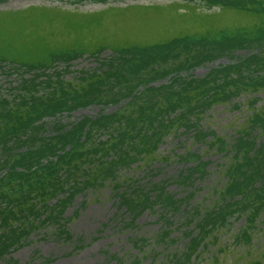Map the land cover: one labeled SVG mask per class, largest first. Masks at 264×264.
<instances>
[{
	"label": "rangeland",
	"instance_id": "rangeland-1",
	"mask_svg": "<svg viewBox=\"0 0 264 264\" xmlns=\"http://www.w3.org/2000/svg\"><path fill=\"white\" fill-rule=\"evenodd\" d=\"M246 9L264 13V0H0V264H187L191 245L181 240L196 228L204 239L209 236L204 254L209 264H264V166L254 163L257 157L264 161V139L258 143L251 134H237L235 150L223 140L218 147L209 146V139H215L209 129L222 133L221 125L232 119L234 127L254 116L264 128V111L251 113L264 100L247 101L251 96L243 90L239 109L247 114L242 116L227 108L238 98L230 99L229 93L227 100L216 97L220 87L246 85L258 69L264 73V29L250 36L241 32L257 23L240 11ZM208 32L218 36H206ZM186 34L190 37L177 38ZM131 42L150 46L112 49ZM102 44L109 50L95 51ZM67 49L87 53L55 55ZM252 83L264 84V78ZM85 86L90 88L79 93ZM40 88L52 90L50 102L38 99ZM163 93L169 102L174 94L177 106L198 102L192 110L206 114L207 130L194 124L174 138L165 137L160 151L175 163L153 161L152 168L135 172L138 187L121 192L105 180L96 184L90 171L96 168L93 155L104 153L92 151L91 162L82 157L84 149L101 147L115 125L121 137L127 134L125 123L134 122L127 109L131 116L145 110L149 119L154 112L161 116L153 106ZM56 97L65 100L54 101ZM177 106L171 102L166 108L173 112ZM27 110L35 117H22ZM192 110L180 116H193ZM105 116L116 121L102 119L97 125ZM219 116L225 119L216 122ZM88 118L95 128H89ZM85 125L89 130L81 133L80 143L76 138ZM233 150L235 159L245 150L257 156L241 176L236 174L226 196L224 191L214 196L213 186L222 184L220 172ZM58 156L61 160H52ZM30 182H37L46 196H31L32 205L30 192L36 188ZM168 192L180 193V202L193 206L184 212V221L170 210L174 198ZM221 197L225 203L220 204ZM13 201L24 210L11 209ZM199 203L209 207L202 225L190 213L203 212L194 207ZM244 224L239 236L246 245L237 244L232 236ZM217 228L221 238L215 244L210 240ZM173 235L178 237L170 241Z\"/></svg>",
	"mask_w": 264,
	"mask_h": 264
},
{
	"label": "trees",
	"instance_id": "trees-1",
	"mask_svg": "<svg viewBox=\"0 0 264 264\" xmlns=\"http://www.w3.org/2000/svg\"><path fill=\"white\" fill-rule=\"evenodd\" d=\"M223 8L225 9H230L232 8L231 6H224ZM241 12H244L248 17H254L257 20V23L254 24V26H249V27H243L241 28V32L243 34H247L248 36H250V33H255L256 30L258 29H264V13L260 12V11H254L252 9H246V10H240ZM213 13H209V16H211ZM250 32V33H249ZM230 34V33H228ZM189 36V34L186 35H181L178 36L177 38H183ZM206 36H209L211 38L218 36L216 33H210L208 32V34H206ZM190 37V36H189ZM135 42H131V43H127V44H117L115 45L116 47H120V48H112L114 50H119L123 47H133V45H137L138 47L142 46V47H146V46H150V45H142L140 43H136L133 44ZM156 44V43H155ZM153 44V45H155ZM110 47H108V45L106 44H102L98 47V49H96L95 51H102V50H109ZM95 51H90V53L88 55H92ZM74 53H78V54H86L87 50H70L67 49L65 53H57L55 55H67V54H74ZM52 60V59H51ZM49 60V61H51ZM48 61V62H49ZM41 63V62H40ZM38 63V64H40ZM263 71H256V74H252L254 75L253 78H247L245 79L246 81V85L243 83H239L237 85V87H228V88H222L220 87V89L217 91L216 93V97L219 99V101L221 100H227V98L225 97L226 93H229L231 95V98H238L239 95L243 92V90L245 91L244 96H248V94L251 97H247V101H255V102H260L261 100H264V92L262 93L260 90H262V88H264V84H258L257 86H253L251 84L252 81H261L264 78L263 75ZM108 75V74H106ZM237 74H233L232 75V79H236ZM259 78H256L258 77ZM68 82V81H66ZM76 82V81H75ZM74 82V83H75ZM153 87V86H151ZM150 87V88H151ZM90 88V86H85L82 90L79 91V93H84L86 92L88 89ZM164 92V91H162ZM65 93V91H64ZM192 93H194V91H192ZM199 91L195 90V97L196 99H198L199 95H198ZM38 99L40 101L45 100L46 102H50V97L53 96V92L51 89L47 90L45 88H40V92L36 93ZM69 95V94H68ZM152 97V95H150ZM154 96V94H153ZM170 101L175 104V106H177L176 102L177 99L175 98L174 94H170ZM63 97V96H61ZM67 96H65L66 98ZM54 99V97H52ZM61 99L60 97H56L54 101H58V100H65ZM166 100V102H165ZM53 101V102H54ZM156 105H154L153 107H158L159 112L162 114L161 116L158 115V113L154 112L155 115H153L152 113V117L153 120L150 117V114L148 113V110H145L141 113V115L139 116H135L130 114V112L132 110H125V114L127 116V118H131L133 119L134 122L131 123H125L123 129L126 130L125 133L127 132V134H125L123 137H121V135L118 133V131L115 130V127H112L109 129V132L107 134V137L102 139L100 141L99 144H101V147H93L91 149H84V154L82 157H85L87 160H90L92 162V159H90V154L92 151H99L101 153H104V157L101 156H97V154L93 155V161L94 164L96 165V168H94V170H90L93 174L95 173V177L96 180H93L96 184H103V180H105V185L109 184L112 186V188L116 191H121L124 192L126 189H129V187H138L137 183H139V179H138V175L135 172H138L139 170H142L143 167L148 166L149 168H152V162L153 161H160V162H172L175 163L174 160L171 159V156L169 154H164V152L160 151V147L163 145V142L165 141V137H170L172 136V138H174L179 130L182 128V131H188L190 129V127L192 126H196L194 124H198V129H205L207 130L208 127H205L203 125V121L206 120L205 116L206 114L202 117L199 114L196 115L197 111H194L192 109L196 108L198 106V102H192V103H184L180 101L179 106H177V109L173 110V112L168 111L166 107H168L169 105H171V102H169V100L167 99V95L165 93L161 94L160 97L155 98ZM200 102V101H199ZM262 102V101H261ZM200 104V103H199ZM219 104V103H218ZM241 101L238 98V101L233 102V104L227 108H233L232 111L238 110L240 113L243 114H247V111L245 108L242 107L241 108ZM248 108L251 106H247ZM39 107L35 106V109H37ZM41 108V107H40ZM224 108V109H227ZM206 109V108H204ZM214 107L210 106L209 110H213ZM189 110H192L191 114L193 116H180V114L187 112ZM201 110H203L201 108ZM264 111V104L262 102L261 105L257 106L256 109L252 110L251 113L256 112L257 115H261V113ZM26 113H23L21 116L22 117H27L28 115H30L31 117H35V112H33L31 110V112L29 110L25 111ZM177 112V114L175 115L174 113ZM200 112V111H198ZM129 113V114H128ZM147 114V117H144L145 114ZM232 113V112H231ZM51 116V115H50ZM174 116V117H172ZM180 116V117H179ZM213 118L214 115H211ZM234 116V115H233ZM55 117V116H54ZM92 117V116H90ZM198 118L200 119L198 122L196 121H192V122H188V118ZM225 116H219L214 118L216 120V122H221L224 119H222ZM87 118V117H85ZM227 118V117H226ZM239 118V117H238ZM62 119V118H61ZM64 119V118H63ZM106 120V124H111L114 123L116 121L115 118H107V116L100 118L99 121H97V125H100V122H105L104 120ZM156 119V120H155ZM240 119V118H239ZM89 121L92 122V125L89 126V128L93 129L95 128L93 125V123H96L93 121L92 118H88ZM113 120V121H111ZM255 117L252 116L250 121L247 123L246 121L241 124V126L237 125H232V121H227L225 123H223L221 126L224 128H221V126L219 125V127L221 128L222 133L217 132L216 129H209V137H215V139H209V146L211 147H218L217 145L220 144L219 141L223 140L225 147L228 149H232L236 148V145L232 146L234 144V141L237 140V134L241 135V134H251L253 135L254 138H256V140H259L258 143H260V141H262L264 139V128L261 125H258L255 121ZM220 124V123H219ZM196 128V127H195ZM209 128H212L209 126ZM193 129V128H191ZM86 130H89L86 125L84 126V130H82L79 134L78 137L76 138L77 141H79L81 143V139L84 137V135H86ZM84 134L83 137H81L80 135ZM39 135L41 136H45V134L40 133ZM234 137V140L231 138ZM261 138V139H260ZM263 138V139H262ZM135 143V145H133ZM259 145L256 146V148H258ZM87 148V147H86ZM71 147L67 148V150H70ZM249 149V148H248ZM234 150L226 155L228 157V160L225 161L223 163V170L220 172L221 174H223L224 176V180L222 182V184H220V187L213 186V189L215 191L214 196H216V192H220L222 194V191H224V195L226 196V191L229 190V188H231L235 183L236 180L238 179L236 176V174H240L241 176V170H243L245 167L248 168V164L250 163L251 160L254 161V159L256 158V153L254 151H243L242 154L239 155V157L237 159L233 158L232 156H234ZM173 155H175V158H178V153H174ZM171 159V161H168L167 159ZM258 160H255L254 163L255 165H262L264 166V161H262L261 157H257ZM52 160L58 161L61 160V157H55ZM46 162L49 161V158L47 157L45 159ZM42 163V165H46L47 163ZM90 167L93 166V163H89L88 164ZM135 165V166H134ZM86 171H88V167L86 168ZM110 171L109 174H111V176H109L107 179L106 178H102L103 174H106V172ZM262 171L264 172V168H262ZM135 174V175H134ZM62 177H64V180L67 179V175H65L64 173L61 174ZM140 177V176H139ZM30 184L34 185L36 188L35 192H30V197H29V203L32 205V202H34L31 199V196H39L42 198H45L46 196L45 191L41 188H37L36 185H39L37 182H30ZM155 185V184H154ZM113 190V191H114ZM169 193V192H168ZM125 194L129 195V191L125 192ZM178 194V196H176ZM212 195V190H211V194L209 196ZM169 199L174 198V202L173 203H169L170 210L174 213V214H179V217H185L187 218V214L184 213L185 211H189L193 206H189L187 208V202H180L182 200H184V196L181 195L180 193H169L167 194ZM176 196V197H175ZM186 196V193H185ZM213 196V195H212ZM14 199V198H13ZM233 200V199H232ZM221 201L220 204L225 203L226 199L224 197H221V199L219 200V202ZM15 201L12 202L11 204V209H13L14 207L17 208V210H24V208H18L16 206V203L14 204ZM178 203H181L180 206H178ZM191 203V200H190ZM39 204L36 205V207ZM206 205V206H205ZM204 206H202L200 203L199 205H194V207L197 208H202L203 212H196L195 211H191L190 213H194L192 219L197 220V217L199 218L198 221H200L201 225L202 222L204 221V219H206L207 214H208V210L209 207L207 206V203ZM206 210V211H204ZM211 212L213 211V209H210ZM180 211V212H179ZM183 212V213H182ZM197 215V216H196ZM246 215V214H245ZM197 224V222L195 223V225ZM246 225L244 224L243 227L240 230L234 231V236H232V238L234 239L235 242H237V244L242 243L243 245H246L245 242L243 241V236H239V234L241 232H244L246 230ZM228 229L230 230V227H228ZM57 231V230H55ZM220 232L219 228H217V231L215 234L212 235L210 242H214L215 244H218L220 242ZM193 232H191L192 234ZM57 234H59V229L57 231ZM208 235V234H206ZM160 236V235H159ZM158 236V238H159ZM190 237L187 239H182L181 242H187L188 244L191 245L190 248V256L189 258H187V264H204L205 261H207V264H209V256L204 255L206 252H209V236L208 238L206 237L205 239L203 238V233H198V231L196 232V234L194 235H189ZM195 236V237H194ZM245 239V238H244ZM161 243V242H159ZM183 243V244H184ZM192 249L194 250V253L192 252ZM204 255V256H203ZM197 256H200L202 258L197 259ZM191 260V261H190Z\"/></svg>",
	"mask_w": 264,
	"mask_h": 264
},
{
	"label": "flooded vegetation",
	"instance_id": "flooded-vegetation-1",
	"mask_svg": "<svg viewBox=\"0 0 264 264\" xmlns=\"http://www.w3.org/2000/svg\"><path fill=\"white\" fill-rule=\"evenodd\" d=\"M185 219H186V218L184 217V218H183V221H184ZM196 226H197V224H196ZM196 232H197V228H196V231H193L192 235L196 234ZM176 237H178V236H174V235H173V237L170 239V241H172L173 238L176 239ZM194 237H195V236H194ZM146 239L149 240V238H146ZM180 240H181V238H180V239L178 238L177 242L180 241ZM160 244H161V243H160ZM79 245H80V244L77 245V248H79ZM163 246H164V244L162 245V247H163ZM50 263H51V262H50ZM166 264H167V262H166Z\"/></svg>",
	"mask_w": 264,
	"mask_h": 264
}]
</instances>
